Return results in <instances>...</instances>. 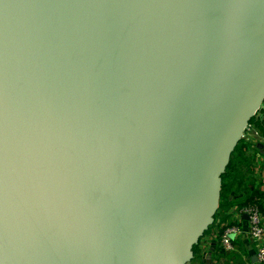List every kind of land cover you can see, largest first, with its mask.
<instances>
[{
	"label": "water",
	"instance_id": "water-1",
	"mask_svg": "<svg viewBox=\"0 0 264 264\" xmlns=\"http://www.w3.org/2000/svg\"><path fill=\"white\" fill-rule=\"evenodd\" d=\"M263 104L264 0H0V264H191Z\"/></svg>",
	"mask_w": 264,
	"mask_h": 264
},
{
	"label": "crops",
	"instance_id": "crops-1",
	"mask_svg": "<svg viewBox=\"0 0 264 264\" xmlns=\"http://www.w3.org/2000/svg\"><path fill=\"white\" fill-rule=\"evenodd\" d=\"M264 109V104L262 106ZM264 113H259L257 118H263ZM254 125V129L258 130ZM245 144H251L249 153L254 156L250 178L254 181V187L259 190V194L264 199V143L253 132L243 137ZM232 201L244 202V194H231L227 204H222L215 215L213 225L205 233L199 242V250L203 261L213 264H253V257L257 256V243L249 234V224L246 214L242 213V207L231 204ZM244 207V206H243ZM264 217V210L262 212ZM229 225H236L240 228L238 241H234L232 250H225L222 247L221 235L223 230Z\"/></svg>",
	"mask_w": 264,
	"mask_h": 264
},
{
	"label": "trees",
	"instance_id": "trees-1",
	"mask_svg": "<svg viewBox=\"0 0 264 264\" xmlns=\"http://www.w3.org/2000/svg\"><path fill=\"white\" fill-rule=\"evenodd\" d=\"M259 113H264V109L261 108ZM257 115L251 119V123H255L256 128L264 136V117L257 118ZM251 144H245L243 139L237 145L235 151L231 156V161L226 169V172L223 175V184L220 198L219 208L222 207V204H227V201L232 193L244 194L245 201L238 202L232 201L231 204H236L239 208H243L249 203H252L254 200H257L261 211L264 210V199L259 194V190L254 187V181L250 178L249 173L251 171V165L253 164L254 156L251 155L249 151ZM199 245V244H198ZM198 245L194 247L198 251V257L200 263L196 262L193 258L191 264H210L205 261L202 262L201 251L199 250Z\"/></svg>",
	"mask_w": 264,
	"mask_h": 264
},
{
	"label": "built area",
	"instance_id": "built-area-1",
	"mask_svg": "<svg viewBox=\"0 0 264 264\" xmlns=\"http://www.w3.org/2000/svg\"><path fill=\"white\" fill-rule=\"evenodd\" d=\"M253 127L254 125L250 123L246 129L245 135L249 134L250 132H253V134L259 137L261 139L260 141L264 143V136L261 135V133ZM242 213L247 215L249 224V234L252 240L257 243V257L259 261L264 262V217L257 200H254L252 203H249L244 206L242 208ZM232 230L240 232L239 226L236 225H229L222 232L221 243L222 247L225 250H232L234 248V241H229L228 245L224 244L225 236ZM257 232L260 233V238H257L254 235Z\"/></svg>",
	"mask_w": 264,
	"mask_h": 264
},
{
	"label": "clouds",
	"instance_id": "clouds-1",
	"mask_svg": "<svg viewBox=\"0 0 264 264\" xmlns=\"http://www.w3.org/2000/svg\"><path fill=\"white\" fill-rule=\"evenodd\" d=\"M257 238H260V233L257 232L254 234ZM239 236H240V233L236 230H232L231 232H229L225 238H224V244L225 245H228L229 244V241H238L239 239Z\"/></svg>",
	"mask_w": 264,
	"mask_h": 264
},
{
	"label": "rangeland",
	"instance_id": "rangeland-1",
	"mask_svg": "<svg viewBox=\"0 0 264 264\" xmlns=\"http://www.w3.org/2000/svg\"><path fill=\"white\" fill-rule=\"evenodd\" d=\"M243 141H244V140H243ZM194 260H195L196 262H198V263L201 262L200 259H199V257H198V251L196 250V248L194 249ZM201 260H202V262H203V258H202Z\"/></svg>",
	"mask_w": 264,
	"mask_h": 264
},
{
	"label": "snow or ice",
	"instance_id": "snow-or-ice-1",
	"mask_svg": "<svg viewBox=\"0 0 264 264\" xmlns=\"http://www.w3.org/2000/svg\"><path fill=\"white\" fill-rule=\"evenodd\" d=\"M234 7H242V6H246L245 4H243V3H238V4H235V5H233Z\"/></svg>",
	"mask_w": 264,
	"mask_h": 264
}]
</instances>
